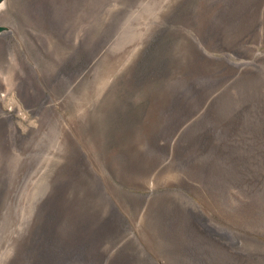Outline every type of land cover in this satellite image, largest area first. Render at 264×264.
I'll return each instance as SVG.
<instances>
[{
    "label": "rangeland",
    "instance_id": "1",
    "mask_svg": "<svg viewBox=\"0 0 264 264\" xmlns=\"http://www.w3.org/2000/svg\"><path fill=\"white\" fill-rule=\"evenodd\" d=\"M4 7L0 155L14 114L17 145L32 154L21 172L46 167L52 189L31 223L0 205V254L54 264L76 249L101 264H143V245L157 264H264V0ZM39 173L31 197L44 188ZM188 205L214 235L193 227ZM119 214L126 233L114 230Z\"/></svg>",
    "mask_w": 264,
    "mask_h": 264
},
{
    "label": "bare ground",
    "instance_id": "2",
    "mask_svg": "<svg viewBox=\"0 0 264 264\" xmlns=\"http://www.w3.org/2000/svg\"><path fill=\"white\" fill-rule=\"evenodd\" d=\"M6 1L7 0H1L0 1V11L3 8H5L4 6L6 4ZM105 1H107V0H105ZM41 103H43V102H41ZM13 115H11V114L8 115V124L6 126L5 133L3 135V140H4L5 143H7L9 148L6 149V151H3L1 153V155H0V162H5V160L7 162V164L5 165L6 166L5 168L7 169L6 174L9 176V189L11 187V189H10L11 192L8 189V194L5 196V198L3 199V196L0 197V205H1L2 210H3L2 211V215H4V216L9 214V212L14 213V212H17L19 210H20V212L23 211V220H24L23 223L26 224L27 222L31 223V220L33 219L36 211H38L37 210L38 205L46 198V196L48 195L49 191L52 189V181H51L50 176H49V179L46 176L48 174L46 167L44 169L39 167L38 169L35 170L32 167L31 163H30V164H28V166H25V167H28V168L21 172L22 165L27 163L26 162L27 159L30 158V156L32 154L29 152V154L27 156H25L26 152L24 153V151L21 150V148H19L18 145H17L18 136H22L23 133L20 131V128L18 127V125L14 121ZM27 145L30 146V142H28ZM27 151H29V150H27ZM252 151H253V149H252ZM249 152H250V150H249ZM260 161H264V158H262V160H260ZM0 164H2V163H0ZM40 170H41V173H39V175L40 176L42 175L44 177V182H45L44 183V188L41 190V193L39 194L40 197H36V196L31 197V194H30L31 193V187H30V185H32L35 182V181L32 182L33 176L35 174H38V172H40ZM20 174H21V176H20ZM20 178L22 179L21 183H19L20 181H17ZM230 178H232V177H230ZM21 192H22V194L20 195ZM105 193L106 192L104 191V189L102 187H99V194L101 196V199H102L101 201L102 202H108L109 201L108 200L109 196L108 197L105 196ZM97 196H99V195L97 194ZM23 197L24 198L27 197V199L29 200L27 205H25V204L21 205L22 204L21 203V199ZM2 199H3V201H2ZM109 203L111 204V207H113L115 205L114 202H113L114 204L112 202H109ZM185 204H187V203H185ZM181 206H183V205H181ZM187 207H188V214H189V219L188 220L193 225V227L196 230H198V231L205 232V233L209 232V233L214 235V233H213L214 229L211 228V223L209 221H207L203 216H201L198 213V211L196 210V208H194V207L192 208L189 205ZM5 209H8V210H5ZM113 211H115V210H113ZM112 213L115 216L117 215V212H112ZM201 214H203V213H201ZM126 219L127 218L125 216L119 214L118 218L116 219L115 226H114V230H115L116 233H119V232H122V233L125 232L126 233V231L129 229L128 225L126 223ZM184 221H185V219H184ZM218 231H219V229H218ZM133 233H132V235H133ZM135 234H134V236H135ZM142 246H140L139 252L142 251L144 254L149 256V259H148L149 262L148 263L146 262V263H143V264H157V260H156L157 258L155 259L152 255H150L148 253V251L145 250L146 248L144 249ZM71 248H72V246H71ZM6 250H7V252H6L7 255L5 254L6 256L3 255V253L0 254L1 258H3V257L5 258L6 257V259L3 258L4 261L1 264H14V260L16 258H18V256L15 257L17 255V253L15 252V248H12V249H8L7 248ZM2 252H4V251H2ZM15 253H16V255H15ZM134 255L137 256L138 252L136 254H134ZM98 257H99V255H98ZM51 258L53 259L52 261H53L54 264H101L102 263V259L98 260L97 258L95 259L93 257L92 258H86L82 254V252H80V251H78L76 249H62V250H59L55 254H53V257H51ZM139 262L140 261H138V264H139Z\"/></svg>",
    "mask_w": 264,
    "mask_h": 264
},
{
    "label": "water",
    "instance_id": "3",
    "mask_svg": "<svg viewBox=\"0 0 264 264\" xmlns=\"http://www.w3.org/2000/svg\"><path fill=\"white\" fill-rule=\"evenodd\" d=\"M1 1V0H0ZM0 30H3V27L0 25Z\"/></svg>",
    "mask_w": 264,
    "mask_h": 264
}]
</instances>
